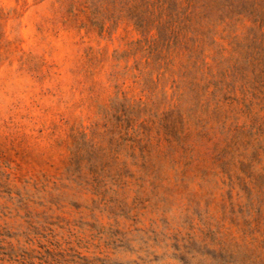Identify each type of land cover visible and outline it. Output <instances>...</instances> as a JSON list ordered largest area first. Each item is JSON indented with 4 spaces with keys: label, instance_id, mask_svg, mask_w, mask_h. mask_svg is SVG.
I'll return each mask as SVG.
<instances>
[{
    "label": "rangeland",
    "instance_id": "374dc122",
    "mask_svg": "<svg viewBox=\"0 0 264 264\" xmlns=\"http://www.w3.org/2000/svg\"><path fill=\"white\" fill-rule=\"evenodd\" d=\"M168 1L0 0V264H264V0Z\"/></svg>",
    "mask_w": 264,
    "mask_h": 264
},
{
    "label": "trees",
    "instance_id": "16d2710c",
    "mask_svg": "<svg viewBox=\"0 0 264 264\" xmlns=\"http://www.w3.org/2000/svg\"><path fill=\"white\" fill-rule=\"evenodd\" d=\"M162 4L168 5V9H170L168 0H160ZM208 1L207 0H184V5L179 6L177 12L181 15L184 21L180 23L179 29L177 31L175 44L180 46V49L184 50L187 53V64L184 65V72L190 69H198L205 65L206 62L201 58V50L197 49L195 46L196 38H183L184 31L187 30L193 31L195 24V17L197 15L205 16L208 12ZM139 26H145L146 24L142 19H138ZM183 33V34H182ZM190 42V43H189ZM159 68H162L164 72L169 71L170 64L163 63L158 64ZM189 69V70H190Z\"/></svg>",
    "mask_w": 264,
    "mask_h": 264
}]
</instances>
